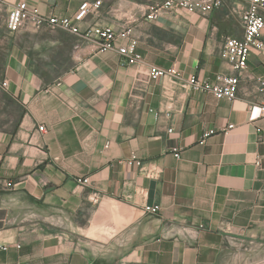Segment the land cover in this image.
Segmentation results:
<instances>
[{
	"label": "crops",
	"instance_id": "0c3cea01",
	"mask_svg": "<svg viewBox=\"0 0 264 264\" xmlns=\"http://www.w3.org/2000/svg\"><path fill=\"white\" fill-rule=\"evenodd\" d=\"M21 1L0 0V264L263 260L264 117L251 120L249 108L261 98L264 51L252 52L237 99L188 84L235 73L225 41L242 35L247 1L148 20L159 0H100L82 29L132 26L118 43L136 42V64L115 51L78 52L81 37L64 31L10 30ZM25 1L71 16L97 0ZM152 66L182 76L153 79ZM84 177L90 184L78 183ZM146 203L160 213H145Z\"/></svg>",
	"mask_w": 264,
	"mask_h": 264
},
{
	"label": "built area",
	"instance_id": "2783aa9c",
	"mask_svg": "<svg viewBox=\"0 0 264 264\" xmlns=\"http://www.w3.org/2000/svg\"><path fill=\"white\" fill-rule=\"evenodd\" d=\"M248 7L240 10L241 36L229 35L226 37L224 56L230 61L234 74H219L214 80H199L193 76L189 79L190 87L197 91L209 92L218 99L234 100L239 97L242 78L248 69V62L253 51H264V0H245ZM225 0H159L153 1L148 6L147 19L154 20L163 12L184 10L193 14L209 15L214 10L222 7ZM101 4L100 0L95 3L88 1L82 3L79 9L71 16H60L57 14H46L37 6L30 7L28 2L23 0L14 6L8 17V27L12 31H19L27 25H31L36 31H64L81 37V41L76 45V51L85 54L115 51L126 64H136L143 60L140 53L136 52V42L131 41L127 45L118 43L121 37H129L133 32L132 26H127L123 31H117L112 26L93 25L87 29H82L81 24L85 21L93 8ZM82 56V54H80ZM150 76L159 79L165 76L181 78L182 73L177 68L165 69L158 66L150 67ZM4 87L8 82L2 83ZM257 91L260 99L250 104L249 112L251 120L264 117V75L257 80ZM167 112L166 116L170 117ZM234 125H229L223 129L225 132L232 129ZM40 130L44 131L45 126L41 125ZM171 131V129H170ZM216 131L210 129L204 133V140L213 135ZM177 158L181 157L180 149L174 147ZM135 160L130 161L133 164ZM141 164L140 161H137ZM90 178H78V183L82 185L90 184ZM8 187L13 183L8 182ZM145 213L157 215L161 211L159 204L146 203L143 206Z\"/></svg>",
	"mask_w": 264,
	"mask_h": 264
},
{
	"label": "rangeland",
	"instance_id": "374dc122",
	"mask_svg": "<svg viewBox=\"0 0 264 264\" xmlns=\"http://www.w3.org/2000/svg\"><path fill=\"white\" fill-rule=\"evenodd\" d=\"M229 19H231V20H233L234 21V23H235V29H237L236 27H238L239 25H238V22H237V20H236V18H234V17H232V16H230V18ZM252 264H264V259L263 260H261V261H258V262H256V263H252Z\"/></svg>",
	"mask_w": 264,
	"mask_h": 264
}]
</instances>
